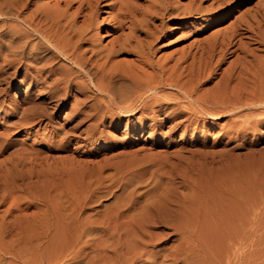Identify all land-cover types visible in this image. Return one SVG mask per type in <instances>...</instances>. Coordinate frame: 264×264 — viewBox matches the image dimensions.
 I'll return each mask as SVG.
<instances>
[{"label": "rangeland", "instance_id": "374dc122", "mask_svg": "<svg viewBox=\"0 0 264 264\" xmlns=\"http://www.w3.org/2000/svg\"><path fill=\"white\" fill-rule=\"evenodd\" d=\"M31 1L30 10L36 3L46 2L51 6L59 5L61 8H67L72 13L78 10L85 0ZM220 2L219 0H104L101 3L98 27L95 30L99 39L97 41L101 47L109 48L120 33L130 32V29L118 31L113 26L121 4H132V15H135L132 18L137 21L132 27L144 29L143 33L138 31L137 35L142 39L150 38L149 40L153 41L146 55L149 58L147 60L151 62L144 66L138 61L137 56L130 54L114 58L111 63L114 62L113 64L116 65L119 63L121 67L137 71L138 74L153 76L159 73V66L172 69L176 61L184 55L191 53V56L197 54L199 57L202 52L200 47L204 41H209L215 36L219 37L247 10L253 11V8L264 0H234L226 3L223 8L219 7ZM163 5L169 9L164 15L153 13L156 8ZM186 8H200V11L191 15L175 16L176 11ZM30 10L24 9L25 15H28ZM224 15L226 16L223 17ZM12 17H9L11 24H15L14 26L20 24V28L24 26L28 28L22 23L21 18L19 20L15 16V19ZM144 20L146 22H143L141 27L140 23ZM3 23L0 20V179L4 182L5 176L9 178L17 176L15 170L8 171L6 166L11 161L18 162L22 159L24 161L19 173L29 180L26 179L28 184H23L12 194L0 196V232L4 231L0 234V264H94L98 242L109 237L94 232L82 236L77 242L71 241L65 244L61 241L56 242L59 236L55 232H58V229L49 226L50 223L57 222L54 214L57 209L55 200L60 196L65 200L66 195H71L70 192L74 190L73 186H69L72 176L78 174L81 169H94L106 162L120 159L127 161L134 156L144 160L140 162V167L133 168L124 178V181L128 182V188L123 197L132 195L133 200L136 201L134 211L132 209L130 211H142V208L147 206L148 200L156 201L159 205L165 204L164 199L169 197L182 207H186L187 196L191 194L195 196L194 199L198 198L200 201L212 195L213 199L217 198V200H212L213 203L210 202V205L223 206L227 208L226 213L228 211L230 213L223 214V216L227 215L224 216V219L227 217L224 220L223 216L221 218L222 214L216 215V212H213L222 220L217 221L213 213L209 216L206 211L208 216L203 215L205 220L209 217L207 221L213 219L211 222L215 223V226L210 224L215 227H212V230L210 227L211 232L206 228L204 231L195 230L197 232L190 235L175 232L169 227H146L153 238L150 239L140 233L141 239L139 238L138 243L146 241L144 247L148 253L139 256L133 262L127 259V264H155L153 261L171 264L172 255H177V252H179L177 264H205L203 260L206 264H264V126L259 127L256 132L239 133L237 128L231 129V125H224L226 120L198 123L190 119L171 130L172 123L166 120L165 124L155 129V133L152 134L153 128L148 127L153 122L152 113L142 114L140 111L133 116L118 118L116 115L96 121L87 120L76 126L78 119L75 120L72 115L78 113L84 95L75 91L72 97L65 99L67 102L63 106L58 105L61 101L57 103L46 100L43 89L46 74L37 75L35 68L32 67L35 63H31L28 54L30 46L23 44L24 39L26 41L30 39L24 38L22 41L10 33L8 36L3 31ZM145 31L154 32L155 38L148 37ZM20 43L24 45V49L20 48ZM238 53L239 51L232 54L217 68L218 73L213 79L203 81L204 83L196 89V93L211 89L222 78ZM258 54L264 56V52ZM20 55L27 56V59L23 60L26 64L22 65L14 61L15 63L10 67L7 66V62L13 61L10 58L16 60L22 57ZM15 56L17 58H14ZM58 59L57 67L60 65V68L72 67V64L60 56ZM191 62L192 57L186 62L182 61L176 70L175 76L185 69L180 81L181 84L185 83L184 88L189 83L188 73L192 67L187 66ZM171 69L165 77L172 71ZM72 70H76L74 66ZM50 81L47 79L46 83ZM88 84L90 90L91 88L94 90L89 79ZM89 93L87 95L92 98L88 99L87 104L93 105L92 109H81L92 114L96 112L99 103L97 104L93 95ZM176 93L174 88L168 86L157 93V97L162 101L167 98L171 100L175 96L171 98L167 95L172 96ZM146 95L149 99L153 97L151 91ZM29 98L39 105L31 117L37 118L39 115L37 113L44 111L52 113L40 122L35 118L31 122L32 125L27 124V128H16L14 123L18 121L22 110L33 103H29ZM144 98L145 96L141 100ZM42 102L49 104L40 105L39 103ZM139 104L140 102L137 106ZM164 106L166 107V104ZM168 107L173 108L175 105L169 104ZM13 109H16L17 113L14 114ZM160 117L164 118L165 115L161 114ZM183 118L180 117L178 120ZM69 139L71 143L68 144ZM220 153L225 154V158ZM111 172L114 171L106 173ZM205 174L224 180L227 177L226 180L231 187L225 188L227 192L221 190L220 192L219 187L202 181L201 178ZM119 188L118 184L113 186L111 192L100 198L95 203V208L89 212L101 213L106 208L111 211L117 202V196L123 192ZM73 196H77V190H74ZM227 201L228 203L230 201V205ZM203 210H199L200 220L204 219L203 217L201 219V215L205 213V209ZM12 222H15L18 233L14 237L7 231ZM220 222L223 223L222 227ZM225 225L228 226L223 229ZM76 237L77 234L72 235L68 240ZM13 238H19V242L15 245L10 242ZM188 238L190 242L193 238L194 245L190 242L189 246L184 245L188 242ZM109 240L111 242L114 239ZM82 246L84 251L80 252ZM185 247L188 249L191 247L193 253L190 250L189 255L185 254L189 251L185 252L183 250ZM141 249L138 247L135 252L139 253ZM107 254L112 256L111 251ZM131 256L130 250L125 258Z\"/></svg>", "mask_w": 264, "mask_h": 264}, {"label": "bare ground", "instance_id": "6f19581e", "mask_svg": "<svg viewBox=\"0 0 264 264\" xmlns=\"http://www.w3.org/2000/svg\"><path fill=\"white\" fill-rule=\"evenodd\" d=\"M40 1L41 0H39V2ZM103 1L104 0H85L78 10L76 9L75 12L71 13L67 8H61L59 5L51 6L46 2L36 3V5L34 4L35 7L30 10L31 0H0V20L4 22L2 25L4 26L3 31L7 35L8 33L13 36L15 35V38L22 39V41L24 38L30 39H27V41L24 39L25 42L23 44L27 47L30 46V51L28 50L30 53L28 52V54L31 57V63H35V66L32 67L35 68L37 75L46 74V82L47 79L51 80L49 83L44 81L43 89L45 99L57 103L61 101L58 105L63 106L67 102L65 99L68 100L72 97L75 91L81 92V94L84 95L83 104L79 108L78 113L72 115V118L75 120L78 119L76 126L85 123L87 120L96 121L116 115H118V118L121 116H133L139 111L142 114L146 112L152 113L151 120L153 122L148 126L149 128H153L151 129L152 134L155 133V129L161 128L166 120H170L172 123L171 130L181 122L190 119L193 121L196 120L198 123L209 122L210 120L213 123L217 120H226L224 125H231V127L229 126L231 129L237 128L239 133L241 131H247L248 133L256 132L259 127L264 126V56L258 54L259 52H264V2H260L256 7L254 6L255 8H253V11L247 10V12L239 17L226 31L222 32L219 37L215 36L212 39L210 38L211 40L209 41H204L205 43L203 42V45L200 47L202 52L199 57H197V54L191 56V53H189L187 56L184 55L179 58L172 69L170 68L172 71L165 77V74L170 70L166 69L165 66L158 65V74L146 76L138 74L137 71H131L132 69H127V67L125 68L122 66V68L119 63H117L120 65L119 67L116 63H111L114 58L116 59L120 56L134 54L137 56L140 63L144 66L147 65L148 62L151 61L147 60L149 58H147L146 55L153 41H150V38L142 39L137 35L138 31L143 33L144 29L132 27L133 24H137V21L135 22L134 18H132V16H135L132 15L133 5L131 4V6L129 3H123L116 13V23L113 27L118 31L130 29V32L120 33V35L116 37L114 43L111 44V47H101L97 41L99 39L96 37L97 33L95 30L98 27V14ZM219 1H221L219 7L223 8L226 3L234 0ZM165 5L156 8L153 13L156 15H164L166 13L165 11L169 10ZM217 6L218 5H216V7ZM24 9H28L31 12L29 11L30 13L25 15ZM199 11L200 8H186L179 12L176 11L175 16L191 15ZM11 16H15L19 18V20L21 18L22 23L28 28L25 26L24 28H20V24H17L19 27L14 26L15 24H11L9 21ZM225 16L226 15L223 17ZM143 22L145 23L146 20L140 23L141 27L143 26ZM148 27L151 28L150 26ZM93 32H95V34ZM145 33L148 37L155 38L154 32L150 33L145 31ZM33 40L35 42H33ZM23 44L20 43V48L22 47L24 49ZM237 51H239L238 55L230 63L228 70L223 73L222 78L217 81L211 89L204 92L202 91L203 93H199L198 91L199 94H197L196 89L198 86L204 83L203 81L205 80L213 79L218 73L217 68ZM59 56L72 64V67L74 66L76 70H72L71 66L60 68V65V67H57ZM191 57L192 62L187 66L192 67L188 73L190 76L189 83L188 85L186 84L187 87L184 88L185 83L181 84L180 81L185 69L180 71L176 76L175 74L180 63L182 61H188ZM14 58L17 57L15 56ZM25 58L27 59L25 55L16 60L10 58L13 61H6L7 66L10 67L15 63L14 61L22 65L26 64V61H23ZM180 60L182 61L179 62ZM88 79L93 85L94 90H92V88L90 90ZM168 86L174 88L177 93L172 96L167 95L171 98L175 96L174 99L170 100L167 98L162 101L157 97V93L160 91L162 92V90L166 89ZM198 90H200V88ZM149 91H151L153 95L151 99L146 95ZM89 92L93 95L97 104L99 103L96 112L92 114L81 109H92L93 105L88 106L87 104L88 99L92 98V96L90 97L87 95ZM144 96L145 98L141 100ZM186 98L189 100H186ZM28 100L29 103L33 102L32 98ZM138 102H140V104L137 106ZM39 104L44 106L45 104H49V102H42ZM164 104H166V107ZM169 104H174L175 107L169 108ZM38 106L37 103L33 102L30 107L23 109L18 121L14 123V126L16 128H25L27 124L35 120L36 117L33 118L31 116L35 114ZM46 108L49 107L46 106ZM13 113H17V110L13 109ZM51 113L48 111L37 113L39 115L36 119L40 122ZM161 114L165 115V117L159 118ZM180 117L184 118L178 120ZM96 127H98V124ZM96 129L97 128H95V130ZM67 143H71V139H69ZM229 152L230 151H228L227 154H229ZM221 155H224L225 158V154ZM137 157L138 156H134L127 161L120 159L106 162L94 169H81L78 174L72 176L69 186L71 185L74 190H77V196H73L74 190H72L70 192L71 195L65 196V200H63L61 196L57 198L55 200L57 209L54 212L57 222L49 224L50 227L58 229V232H55L57 233L56 235L59 236L56 242L61 241L63 244L71 241L77 242L82 236L94 232H96V234H103V236L107 235L109 238L101 240L99 241L100 243L98 242L97 244V256H95L94 264H127V259L129 262H133L139 256L148 253L144 247L146 246V241L138 243L141 239L140 233L150 239L153 238V235L146 230V227H169L175 232L179 231L186 234L196 233L200 230L204 231L206 228L211 232L215 223L211 222V220H213L211 219L212 216L210 217V222L207 221L209 217L205 220L203 215H206V211L209 216L213 212H216V215L222 214L221 218L223 214L230 213L228 210L226 213L227 208L223 206L216 204V206L213 204L210 205V202L213 203L212 200L215 199H213L214 196L212 197V195L209 196L208 199L206 198V200L203 199V201H200L198 198L194 199L195 196H191V194L187 196L186 207H182L169 197L164 199L165 204L159 205L156 201L148 200L147 206L142 208V211H130L131 209L134 211L136 201L133 200L132 195L126 198L123 197L128 188V182L124 181V178L133 168L136 169V167L141 166L140 162L143 161L144 158L139 159ZM23 161L22 159H19L18 162L11 161V163L6 166L8 171L15 170L17 176H11L10 178L5 176L6 180H4V182L0 179V196L10 195L15 189L21 188L23 184H28L26 180L28 178L19 173V168L23 165ZM210 161L212 163V160ZM110 171L114 172L106 173ZM201 179L206 184L210 183L211 186L219 187V191L227 192L225 188L231 187L229 186V181L226 180L227 177L224 180L210 174H205ZM117 184L118 187H120L119 189H122L123 192L121 195L117 196V202L114 208L111 211H108V208H106L105 211L101 213L89 212V210L95 208V203L99 201L100 198L107 196V194L111 192L112 187ZM2 192L3 194H1ZM235 195L238 196V193L236 194L235 192ZM222 197L223 196H221V198ZM215 200H217V198ZM224 200L222 199V201ZM65 203H67V205H65ZM201 203L206 205H202ZM219 204H221V202ZM228 204H226V206ZM203 209H205V213L203 212L201 219L202 217L204 219L200 220L199 217L201 212L199 210ZM47 215L48 220V212ZM212 215L214 219L216 217L218 218L215 220L222 221L214 213ZM94 216L97 217L93 218ZM226 218L227 217H225V219ZM211 223L214 226H211ZM217 223L218 222H216V224ZM222 224L220 222L221 227ZM207 225H210L209 228ZM227 226L228 225H225L223 229ZM7 231L9 235H13V237L18 234L15 222L11 223L10 229ZM3 232L4 231H1L0 234ZM76 234V238L68 240L72 235ZM193 238L191 239L193 240ZM109 239L114 240L110 242ZM192 240L190 242L189 239L184 245H188L189 242L194 245ZM10 242L15 245L19 242V238H13ZM138 247L142 249L139 253H136L135 250H137ZM187 247L183 249L185 252L189 250L188 253L185 254L189 255L190 250L191 253H193L191 249L193 246L189 249ZM79 250L83 252L84 246L80 247ZM130 250L132 251V256L125 258L126 255L130 253ZM108 251L112 252V256L107 254ZM177 253L179 254V252ZM177 255H172L171 264H177L179 260ZM185 258L188 259L186 256ZM154 262L155 264L164 263L153 261V263ZM203 262L206 264V261L203 260Z\"/></svg>", "mask_w": 264, "mask_h": 264}]
</instances>
